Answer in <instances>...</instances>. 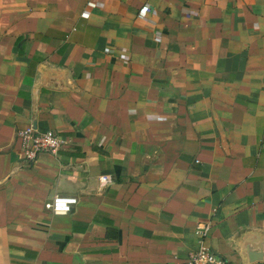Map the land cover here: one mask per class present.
Wrapping results in <instances>:
<instances>
[{
	"label": "crops",
	"instance_id": "0c3cea01",
	"mask_svg": "<svg viewBox=\"0 0 264 264\" xmlns=\"http://www.w3.org/2000/svg\"><path fill=\"white\" fill-rule=\"evenodd\" d=\"M203 223L264 264V0H0V264H174Z\"/></svg>",
	"mask_w": 264,
	"mask_h": 264
},
{
	"label": "built area",
	"instance_id": "2783aa9c",
	"mask_svg": "<svg viewBox=\"0 0 264 264\" xmlns=\"http://www.w3.org/2000/svg\"><path fill=\"white\" fill-rule=\"evenodd\" d=\"M16 140L28 165L34 164L41 154H56L63 145L62 138L56 132L52 130L39 131L33 125L18 130ZM76 203L77 199L74 197L55 196L46 202L44 207L55 215H63L69 213ZM210 227V223L198 226L197 234L200 237L198 248L187 258L174 264H230L205 245L204 237L208 234Z\"/></svg>",
	"mask_w": 264,
	"mask_h": 264
},
{
	"label": "water",
	"instance_id": "95a60500",
	"mask_svg": "<svg viewBox=\"0 0 264 264\" xmlns=\"http://www.w3.org/2000/svg\"><path fill=\"white\" fill-rule=\"evenodd\" d=\"M249 254H248V257H249V259H250V261H254V260H256L257 258V256H255L254 254H252V253H250V252H248Z\"/></svg>",
	"mask_w": 264,
	"mask_h": 264
}]
</instances>
